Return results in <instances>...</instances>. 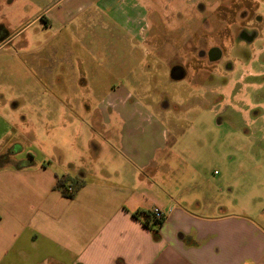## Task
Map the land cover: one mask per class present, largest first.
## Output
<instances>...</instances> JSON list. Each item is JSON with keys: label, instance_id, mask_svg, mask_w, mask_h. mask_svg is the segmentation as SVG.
I'll list each match as a JSON object with an SVG mask.
<instances>
[{"label": "crops", "instance_id": "1", "mask_svg": "<svg viewBox=\"0 0 264 264\" xmlns=\"http://www.w3.org/2000/svg\"><path fill=\"white\" fill-rule=\"evenodd\" d=\"M65 1L50 8L47 29L73 21L58 9ZM123 1L102 0L100 5L112 14ZM154 1L168 7L192 2L134 0L143 19ZM247 1L252 4L250 15L256 11L249 18L264 32L259 4ZM14 4L9 1L7 7ZM10 28L0 19V47L19 36ZM240 40L259 43L260 48L246 62L233 56L235 65L220 71L226 75L222 104L239 94L240 102L247 89L263 86L257 81L264 78V70L250 66L264 54L263 34L257 29L250 40ZM57 79L50 83L66 89L67 83ZM71 81L76 84L79 78ZM15 86L13 81L0 83V157L6 155L0 162V264H264V100L245 112L255 113L253 123L261 120L257 130L224 137L219 132L217 145L204 134L202 146L182 152L171 145L159 123L148 128L125 114L123 100L120 110L106 107L92 115L86 142L100 144L89 158L87 148L65 152L53 142L48 149L40 138L46 132L49 139L54 129L65 132L69 125L84 128L91 110H83L66 93L36 99L34 91L30 96L16 92ZM24 90L30 92L29 85ZM227 119L220 117L217 126ZM180 154L186 155L181 166ZM63 179L83 184L72 200L55 189ZM155 208L167 214L161 225L153 222Z\"/></svg>", "mask_w": 264, "mask_h": 264}, {"label": "rangeland", "instance_id": "2", "mask_svg": "<svg viewBox=\"0 0 264 264\" xmlns=\"http://www.w3.org/2000/svg\"><path fill=\"white\" fill-rule=\"evenodd\" d=\"M9 1L12 0H2L0 19L20 34L0 47V83L13 81L19 88L16 92L31 96L34 91L36 99L66 93L78 99L83 110L92 111L85 116L84 128L77 124L73 128L69 125L65 132L54 129L49 139L45 131L42 137L41 125L40 140L43 143L45 138L44 147L48 149L53 142L56 149L65 152L87 148L90 158L100 144L98 140L97 145L93 140L86 142L92 115L106 107L112 112L122 107L123 100L125 114L135 116L148 128L159 123L160 130L170 137L171 145L179 152L190 146H202L204 134L211 136L217 145L219 132L223 137L245 134L247 130H257L261 124V120L253 123L257 118L255 113L245 112L264 100V78L257 81L263 84L262 88L247 89L242 101H237L239 94L232 102H219L225 89L222 83L226 75H220L225 66L235 65L233 56L246 62L260 48L259 43L241 44V38L234 37L236 30L248 24L254 31L259 29L264 37L259 22L249 18L252 4L247 0H233L235 6H231L232 0H192L171 4L172 7L154 1L146 11V19L134 0L123 1L112 14L102 9V0H83L78 5L72 4L75 0H68L58 9L67 12L73 21L51 29H47L46 23L52 17L50 8L60 0H13L15 4L7 7ZM255 1L259 4L258 13L264 18V0ZM247 16L250 20L239 21ZM214 46L224 51L222 62L212 64L199 57L200 51L207 52ZM250 66L264 70V54H258ZM174 67L185 71L178 80L171 72ZM13 74L17 81L11 79ZM58 77L67 83L66 89L50 83L58 81ZM72 78H79V82L71 83ZM26 85L30 92L24 90ZM224 116L228 122L218 127V119ZM102 146L105 148L107 144L103 142ZM185 157L179 155L180 166L183 161L185 164ZM5 158L2 154L0 162H5ZM85 163L86 171L89 160Z\"/></svg>", "mask_w": 264, "mask_h": 264}, {"label": "flooded vegetation", "instance_id": "3", "mask_svg": "<svg viewBox=\"0 0 264 264\" xmlns=\"http://www.w3.org/2000/svg\"><path fill=\"white\" fill-rule=\"evenodd\" d=\"M244 18V17H243ZM248 16L245 17V22L246 20H248ZM240 21V20H239ZM242 21V20H241ZM237 29V28H236ZM255 28L247 25H243L242 28L240 30H236V34L235 36L237 38H243V39H247L250 40L252 36H254L256 34V31H254ZM234 36V37H235ZM224 51L218 46H214L212 48H210L207 52L206 51H200L199 53V57L202 60H207L209 63H220L223 61L224 59ZM232 66L228 65L227 67L225 66V68H230ZM225 68L223 70H225ZM177 70H181L182 73H185L184 69L182 67H174V69H172L171 72L177 71ZM207 71V73H209V70H205Z\"/></svg>", "mask_w": 264, "mask_h": 264}, {"label": "trees", "instance_id": "4", "mask_svg": "<svg viewBox=\"0 0 264 264\" xmlns=\"http://www.w3.org/2000/svg\"><path fill=\"white\" fill-rule=\"evenodd\" d=\"M82 186L83 184L79 181H70L69 179H63L58 180L55 189L60 191L65 198L72 200L76 197L77 192L80 190V188H82ZM138 214H136L135 216H138ZM145 216L149 220V215L145 214ZM146 224H148V221H146Z\"/></svg>", "mask_w": 264, "mask_h": 264}, {"label": "built area", "instance_id": "5", "mask_svg": "<svg viewBox=\"0 0 264 264\" xmlns=\"http://www.w3.org/2000/svg\"><path fill=\"white\" fill-rule=\"evenodd\" d=\"M152 216H153V222L161 225L165 219L167 214L160 208H155L152 211Z\"/></svg>", "mask_w": 264, "mask_h": 264}, {"label": "water", "instance_id": "6", "mask_svg": "<svg viewBox=\"0 0 264 264\" xmlns=\"http://www.w3.org/2000/svg\"><path fill=\"white\" fill-rule=\"evenodd\" d=\"M181 70H177V71H174V72H172V75H173V77L176 79V80H178V79H180L181 78ZM183 74V73H182Z\"/></svg>", "mask_w": 264, "mask_h": 264}]
</instances>
